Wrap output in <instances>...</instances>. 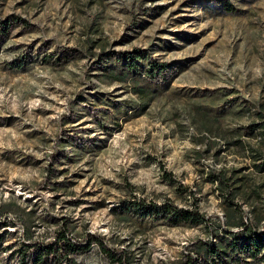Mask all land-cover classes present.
I'll use <instances>...</instances> for the list:
<instances>
[{
	"label": "rangeland",
	"instance_id": "1",
	"mask_svg": "<svg viewBox=\"0 0 264 264\" xmlns=\"http://www.w3.org/2000/svg\"><path fill=\"white\" fill-rule=\"evenodd\" d=\"M260 123L264 0H0V264H253Z\"/></svg>",
	"mask_w": 264,
	"mask_h": 264
},
{
	"label": "trees",
	"instance_id": "2",
	"mask_svg": "<svg viewBox=\"0 0 264 264\" xmlns=\"http://www.w3.org/2000/svg\"><path fill=\"white\" fill-rule=\"evenodd\" d=\"M225 5V4H224ZM225 10H229L231 11V7H227L224 6ZM140 57V56H139ZM49 58V57H48ZM45 62H48L49 59H42ZM125 62V63H124ZM122 64V68L120 67L118 69V72L111 74L109 72V74L113 75L114 78H116L117 80H124L127 76V74H129L130 71L135 70V68H137L138 66H140V64H132V62L128 61H123L121 62ZM164 64L160 65V66H151V70H155V71H162V69L164 68L163 66ZM115 66H111L110 71L113 69L114 70ZM260 125H262V127L264 128V123H260ZM264 131V130H261ZM261 169H264V161L262 164ZM215 177H212V181L215 180ZM2 207V211L6 212L8 210H11V208L7 207L5 204H1ZM173 220H179V221H183V222H188L190 224H208V221L206 220V218L195 212V211H188V210H182L178 213L174 214ZM67 228L64 227L60 230H58L56 232V237L57 240L60 241L63 245L62 250L64 248V250L66 251H73V249H86L89 247L90 245V241L88 239H85L84 244L82 245V248L73 247V244L70 242L69 237L66 235L67 233ZM227 233L229 235H231L232 237H234L237 234H241L244 237V240L242 241V243L244 245H246V251L249 252L251 254V256H257V258H255L253 261V264H264V228H261L259 230H256L254 228L253 225L249 224L246 221H241L239 226L236 228V230L230 231L228 230ZM27 237V236H26ZM65 245V247H64ZM207 247L204 248L205 252H212L214 253L215 249L212 245H208L206 244ZM48 246V245H46ZM62 250H59V254H61V256L65 255L63 254ZM105 255L107 256V258L109 259V261L111 263L114 264H133L132 263V258L122 249V250H110V249H105L104 250ZM222 253H224L222 251ZM41 257V256H40ZM40 257L34 255L33 258L37 261L40 262ZM67 258V257H66ZM67 261V260H66ZM222 264V262H220ZM71 264V263H69ZM184 264H195V261H186L184 262Z\"/></svg>",
	"mask_w": 264,
	"mask_h": 264
}]
</instances>
